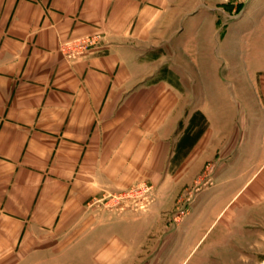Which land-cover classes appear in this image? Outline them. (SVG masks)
<instances>
[{
  "label": "crops",
  "instance_id": "obj_1",
  "mask_svg": "<svg viewBox=\"0 0 264 264\" xmlns=\"http://www.w3.org/2000/svg\"><path fill=\"white\" fill-rule=\"evenodd\" d=\"M230 1L0 0V264H184L215 224L192 264H235L241 207H214L202 192L171 220L176 194L205 160L202 137L182 139L187 121L209 111L192 109L184 86L161 72L182 68L164 52L183 37L218 50L235 27L221 32L213 7ZM93 36L86 56L60 53ZM261 36L260 58L246 67L262 73L264 113ZM139 181L154 188L145 212L92 204Z\"/></svg>",
  "mask_w": 264,
  "mask_h": 264
},
{
  "label": "rangeland",
  "instance_id": "obj_2",
  "mask_svg": "<svg viewBox=\"0 0 264 264\" xmlns=\"http://www.w3.org/2000/svg\"><path fill=\"white\" fill-rule=\"evenodd\" d=\"M213 11L218 14L221 32L235 27L234 33L219 35L218 50H212L216 44L209 46L205 41L203 47L200 38L197 43L188 36L172 45V51H154L158 56L164 52L171 65L182 60V68L163 67L162 74L170 77L176 86H184L192 98L189 99L192 109L204 105L209 111L192 112L187 121L188 127L190 124L194 127L193 133L204 139L205 160L194 178L179 189L170 217L179 223L183 217L174 220L179 208L190 207L195 196L202 192L203 196L209 193L210 199H214V207H241L232 223L236 235L235 264H264V156L260 155L264 143V113L259 83L262 73L254 69L251 73V68L246 67L247 60L257 62L260 58L264 0H232L214 6ZM246 49H252V56L247 58ZM175 72H181L186 83L181 85ZM245 72L251 73V77ZM153 191L152 187L151 198ZM148 204L137 211L109 207H100V210L109 215L128 211L142 213ZM215 225L200 242L199 246L204 242L200 249L184 264L194 263L205 251L219 230V225L213 229Z\"/></svg>",
  "mask_w": 264,
  "mask_h": 264
},
{
  "label": "built area",
  "instance_id": "obj_3",
  "mask_svg": "<svg viewBox=\"0 0 264 264\" xmlns=\"http://www.w3.org/2000/svg\"><path fill=\"white\" fill-rule=\"evenodd\" d=\"M99 42V37H85L73 41L64 42L59 50L68 61H74L89 54ZM152 187L146 182H139L118 191L105 193L100 199H93L92 204L100 203L102 207L124 210H143L151 198ZM186 214V207H180L174 217L176 221Z\"/></svg>",
  "mask_w": 264,
  "mask_h": 264
},
{
  "label": "trees",
  "instance_id": "obj_4",
  "mask_svg": "<svg viewBox=\"0 0 264 264\" xmlns=\"http://www.w3.org/2000/svg\"><path fill=\"white\" fill-rule=\"evenodd\" d=\"M193 132H194V127L192 126V124H190V127H188V130L185 132V135L182 138L183 140L189 138V145L195 142V140L198 139V137L200 136V135L196 136Z\"/></svg>",
  "mask_w": 264,
  "mask_h": 264
}]
</instances>
